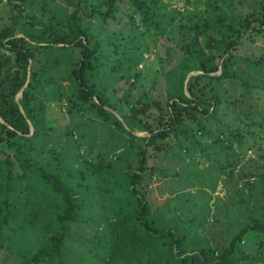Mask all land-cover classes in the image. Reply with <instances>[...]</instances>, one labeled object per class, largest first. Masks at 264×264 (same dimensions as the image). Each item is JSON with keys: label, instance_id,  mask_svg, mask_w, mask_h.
I'll return each mask as SVG.
<instances>
[{"label": "trees", "instance_id": "trees-1", "mask_svg": "<svg viewBox=\"0 0 264 264\" xmlns=\"http://www.w3.org/2000/svg\"><path fill=\"white\" fill-rule=\"evenodd\" d=\"M20 1L11 25L0 31V44L10 51L0 53V248L35 226L40 246L20 264H264V166L257 173L261 201L251 209L237 193L249 222L221 246L200 236L204 214L160 224L165 212L150 200L155 180L178 175L164 166L166 154H190L191 145L199 144L231 176L234 143L244 147L253 127L264 139V50L243 52L264 44V0L240 15L221 10L227 0H205L204 17L177 41L178 58L164 70L165 98L153 94L156 74L150 90L139 87L122 118L110 103L105 78L122 82L113 87L118 92L133 74L139 78L145 46L133 40L149 35L156 43L164 36L177 18L167 11L173 0H128L129 16L136 24L138 15L136 29L143 31H114L102 39L83 19L119 23L121 0H78L72 11L55 3L63 27L44 24L31 10L24 15L35 0ZM25 17L30 19L22 22ZM64 82L75 88L67 97L72 118L88 114L90 128L98 130L99 118L126 134H120L122 148L113 161L88 156L95 142L90 132L78 133L76 122L75 131L68 125L61 134L49 122L47 91ZM55 205V216L38 226L41 214ZM88 223L96 226V239L81 262L82 253L71 248L73 228Z\"/></svg>", "mask_w": 264, "mask_h": 264}, {"label": "rangeland", "instance_id": "rangeland-1", "mask_svg": "<svg viewBox=\"0 0 264 264\" xmlns=\"http://www.w3.org/2000/svg\"><path fill=\"white\" fill-rule=\"evenodd\" d=\"M97 1L92 0V2ZM257 1L259 0H227L221 10L224 13L245 14L255 8ZM76 2L78 0H35L33 5H26L24 15L31 10L44 24L52 25L61 22V27H63L65 21H63L64 18L58 9L61 7L64 11L65 9L72 11L74 9L72 3ZM21 3L20 0H0V31L11 25L14 20L13 16L18 14L16 5L22 6ZM55 3L60 4V7L55 9L53 7ZM206 8L205 0H173L168 5L167 11L175 14L177 18L173 24L168 23L166 25L167 33L159 37L156 43L151 40L149 35H145V41L143 36H139V40H133L132 45L145 46V54L136 70L140 73L139 78L135 77L132 72L131 82L120 92L114 90L113 87L118 88L122 82L115 83L114 80L105 78L109 89L110 103L117 107L115 112L121 118L123 115L130 114V103L134 97L139 96V87H143V91L150 90L156 74L153 94L157 99L165 98L167 84L164 70L171 67L172 61L175 62L174 60L178 58L175 52L176 43L178 40H184L183 34L191 29L194 21L204 17ZM130 13H132V6L129 1L121 0L119 23L107 25L88 17L83 20L91 27V31L98 39L109 36L114 31L126 33L134 30L136 33L142 32V28L136 29L139 25L138 15L136 14V24H133L129 16ZM29 19V17H25L22 22ZM68 28L66 27V29ZM18 32L21 33V29H18ZM263 50L264 44L256 43L247 45L243 52L248 55L252 53L256 55ZM9 52L0 44V53ZM106 67H102L104 71ZM74 90L75 88L69 82L48 89L47 114L49 122L56 127L57 133L60 134L67 129L68 125L72 126L71 129L75 131L76 128L73 124L76 122L80 127L78 133L90 132L91 140L95 142L92 152L89 155L85 152V155H88L95 162L100 157L113 161V155L122 148L120 134H126L120 131V134H117L112 126L106 122H101L99 118H96L98 130L96 131L93 127L91 129L88 125L91 123L88 114L84 119H80L79 116L72 118L69 115L67 97L72 95ZM129 92L132 94L131 96H128ZM79 120L81 122H78ZM254 129L253 127L252 130L255 132L248 137L244 147L234 143L233 151L236 153V160L234 161V173L231 176L223 173L222 168H220L221 163L216 161L213 155L210 157L204 155L199 144L191 145L190 154L178 150H176L177 153L166 154L164 166L169 172L178 175L168 176L166 180L164 178L163 180L158 179L153 183L150 200L155 207H159V210H164L160 213L164 214L165 212L167 218L160 220L159 223L168 224L173 222L171 219L192 218L199 213L204 214L202 219H206L204 226L198 228L199 233L202 234L200 236H206L214 246H221V244L227 243L232 235L238 234L240 228L249 222V210L236 201L237 193L249 202L248 206L251 209H255L261 201L260 191L256 188L260 186V178L257 173H260L264 166V139L258 135V128ZM135 133L139 136L148 135L147 131ZM224 158L225 156L222 155L221 160ZM116 162H114L116 167H125V162L120 164H116ZM216 177H219V181L216 188L213 189ZM236 184L238 185L237 188L234 186ZM251 187L252 189H249ZM236 189L237 192H235ZM58 208V205H55L49 211L43 212L38 218V222L36 221L38 226L53 218ZM73 230L75 231L74 245L71 248L82 253L81 262H84L86 256L90 255V249L94 247L97 228L94 224L88 223L76 225ZM40 242V232L35 226H28L20 230L5 243L4 247L0 248V264H20L22 259H27L33 254L40 246Z\"/></svg>", "mask_w": 264, "mask_h": 264}]
</instances>
